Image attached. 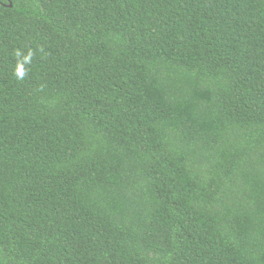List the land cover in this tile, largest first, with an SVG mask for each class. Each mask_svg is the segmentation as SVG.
Here are the masks:
<instances>
[{"label":"trees","instance_id":"16d2710c","mask_svg":"<svg viewBox=\"0 0 264 264\" xmlns=\"http://www.w3.org/2000/svg\"><path fill=\"white\" fill-rule=\"evenodd\" d=\"M0 264H264V0H0Z\"/></svg>","mask_w":264,"mask_h":264},{"label":"water","instance_id":"95a60500","mask_svg":"<svg viewBox=\"0 0 264 264\" xmlns=\"http://www.w3.org/2000/svg\"><path fill=\"white\" fill-rule=\"evenodd\" d=\"M9 6L11 7V4H9Z\"/></svg>","mask_w":264,"mask_h":264}]
</instances>
